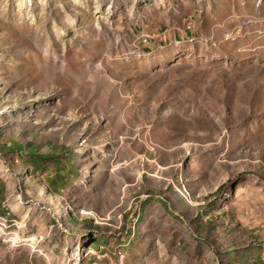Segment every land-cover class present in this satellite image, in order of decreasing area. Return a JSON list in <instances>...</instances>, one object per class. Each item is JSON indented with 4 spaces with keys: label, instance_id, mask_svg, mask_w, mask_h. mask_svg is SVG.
<instances>
[{
    "label": "rangeland",
    "instance_id": "374dc122",
    "mask_svg": "<svg viewBox=\"0 0 264 264\" xmlns=\"http://www.w3.org/2000/svg\"><path fill=\"white\" fill-rule=\"evenodd\" d=\"M42 207L97 264H264V0H0V264L73 263Z\"/></svg>",
    "mask_w": 264,
    "mask_h": 264
},
{
    "label": "crops",
    "instance_id": "0c3cea01",
    "mask_svg": "<svg viewBox=\"0 0 264 264\" xmlns=\"http://www.w3.org/2000/svg\"><path fill=\"white\" fill-rule=\"evenodd\" d=\"M180 36H181L180 33H173V34L169 33L167 35L164 33H159L154 37L149 36V39L148 40L146 39V41L148 42L149 45L153 47L157 44L156 43L157 40L165 43L167 41L175 40L176 37H180ZM42 208L47 212L46 215L42 216L43 221L38 223L36 222L35 224H33L34 216H29V218L31 217L30 218L31 223L30 221L26 223V220H22V222L23 221L25 222V225H34V227L29 226L27 231L29 232V236L36 238L37 240L36 246L41 248L42 251L44 252H50L52 250L53 251L55 250L58 254L61 255L60 256L61 260H65V258H67V256H69L70 254L68 260H70L71 262V260L74 259L72 264H81L82 262H80V258H78L77 254L78 251L81 250V248H83V245H86V247H84L85 248L84 251H82L81 253H85L84 254L85 257L89 256L88 258L89 261L91 260L93 261L88 264H97L96 262H94L96 261L95 257H93V255H95L97 252H94L91 248L94 244L92 243L91 246H87V244H84L87 243V241L79 240L76 235L71 234L69 232L70 222L68 220L66 221L62 218H59L58 216H56L53 210H49L44 207ZM16 210L18 211L20 210V208H16ZM38 238H40V241L38 240ZM97 248H98V253L102 252L104 249L103 246H98L96 247V249Z\"/></svg>",
    "mask_w": 264,
    "mask_h": 264
},
{
    "label": "trees",
    "instance_id": "16d2710c",
    "mask_svg": "<svg viewBox=\"0 0 264 264\" xmlns=\"http://www.w3.org/2000/svg\"><path fill=\"white\" fill-rule=\"evenodd\" d=\"M19 146H20V144H19L18 142H13V143L11 144V146H10L9 148H7V150L10 151V152H17V151L19 150ZM4 148H5V146H4ZM42 157H43V156H41V158H42ZM33 158L35 159V161H39V156L33 154ZM54 181H55V184H58V185L63 184V180H62V179L57 178V179L54 180ZM63 185H64V184H63Z\"/></svg>",
    "mask_w": 264,
    "mask_h": 264
},
{
    "label": "built area",
    "instance_id": "2783aa9c",
    "mask_svg": "<svg viewBox=\"0 0 264 264\" xmlns=\"http://www.w3.org/2000/svg\"><path fill=\"white\" fill-rule=\"evenodd\" d=\"M187 28H190V26H187Z\"/></svg>",
    "mask_w": 264,
    "mask_h": 264
}]
</instances>
